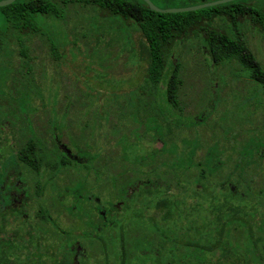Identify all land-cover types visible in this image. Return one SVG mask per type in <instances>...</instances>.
Listing matches in <instances>:
<instances>
[{"label":"trees","instance_id":"16d2710c","mask_svg":"<svg viewBox=\"0 0 264 264\" xmlns=\"http://www.w3.org/2000/svg\"><path fill=\"white\" fill-rule=\"evenodd\" d=\"M163 1L189 7L216 0ZM252 1L210 8L221 9L227 30L211 27L216 16L161 14L143 0H17L0 8V264H264V147L238 133L228 137L223 122L208 127L213 141H203L202 130L197 140L181 139L180 122L171 120L186 116L181 63L172 53L199 34L214 66L235 64L264 96V65L246 39L255 30L264 35V1ZM69 3L120 19L144 37L145 89L123 139L133 146L147 140L146 150L120 153L111 138L94 150L87 126L74 132L66 112L54 118L57 108L40 104L27 39L41 37L48 19L64 21ZM58 50L51 49L55 59ZM159 97L166 109H158ZM41 109L49 114L44 129L35 122ZM113 113L109 107L107 124ZM179 142L197 148L176 150Z\"/></svg>","mask_w":264,"mask_h":264},{"label":"rangeland","instance_id":"374dc122","mask_svg":"<svg viewBox=\"0 0 264 264\" xmlns=\"http://www.w3.org/2000/svg\"><path fill=\"white\" fill-rule=\"evenodd\" d=\"M2 1L5 0H0ZM153 1L160 9L184 8L177 3ZM260 1L264 0H253L252 3ZM67 10L69 13L66 20L48 19L40 28L41 37L27 39L31 55L37 57L35 66L39 77L38 89L43 93L40 104L48 112L49 107L57 108V111L51 113L54 118H61L68 110L67 121L70 124L74 122V132L83 131L87 126L85 131L88 138L95 137L94 150L101 144L105 147V139L108 138L115 140L116 149L120 153L121 150H146L149 146L147 140L141 145L133 146L123 139L124 130L129 131V125L125 127V124L129 121L133 123V120H126L129 112L134 109L140 91L145 89L149 58L144 37L133 25L108 17L105 13L99 14L84 3H70ZM220 11L221 9L209 8L197 11L196 16L200 20L216 16L212 18L214 20L210 23L211 27H224L227 30L229 25L223 18H219ZM239 30L246 32L240 27ZM256 32L247 33L246 39L264 65V35ZM45 44L51 49H59L58 58L53 57ZM200 44L199 34L196 39L177 45L172 53L171 61L181 63L184 85L180 98L185 105L186 115L171 116L172 121L181 124L175 133H181V139L197 140L196 137L200 135L198 132L202 130V140L213 141L212 130L208 127L223 122L227 129L224 134L229 135L228 137L241 134L240 139L245 140V144L253 141V147L260 146L263 150V128L253 133L254 127L264 124V96L261 88L254 86L253 90V84L244 73L239 72L235 64L214 66ZM157 103L158 109L167 108L160 97ZM109 107H112L114 113L107 124ZM45 109H41L35 117L36 125L43 129L47 126L49 117ZM58 119L56 121L59 123L55 122L60 126L62 123ZM100 124L104 125V140L101 141ZM224 134L218 130L214 135L223 137ZM252 136L255 140L250 139ZM64 142L67 143V140L64 139ZM183 145L182 142L176 143V150L192 149ZM153 146L159 148L161 144L155 143ZM103 192L100 197L105 201L110 192L105 189Z\"/></svg>","mask_w":264,"mask_h":264},{"label":"water","instance_id":"95a60500","mask_svg":"<svg viewBox=\"0 0 264 264\" xmlns=\"http://www.w3.org/2000/svg\"><path fill=\"white\" fill-rule=\"evenodd\" d=\"M17 0H5L0 2V8L8 7L15 3ZM149 7L151 11L158 12L161 14H178V13H187V12H196L200 10H205L213 7H217L220 5H224L227 3H231L238 0H218L210 3L194 5L184 8H169V9H160L158 8L151 0H143Z\"/></svg>","mask_w":264,"mask_h":264},{"label":"flooded vegetation","instance_id":"af4514ba","mask_svg":"<svg viewBox=\"0 0 264 264\" xmlns=\"http://www.w3.org/2000/svg\"><path fill=\"white\" fill-rule=\"evenodd\" d=\"M69 4H70V3H69ZM69 4L66 5V9H65V10H66V11H65V12H66V13H65V16H66L65 18H66V19H67L68 13H69V12H68L69 10H67ZM66 19H65V20H66ZM41 42H44V41H42V39H41ZM44 46H47V45L45 44ZM47 48H48L49 51L51 52L50 47L47 46ZM46 52H47V51H46ZM46 52L43 53V54H46ZM51 54H52V53H51ZM252 86H253V85H252ZM65 112L68 113V110H66ZM11 181H12V180H8L9 183H10Z\"/></svg>","mask_w":264,"mask_h":264}]
</instances>
